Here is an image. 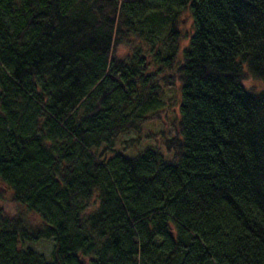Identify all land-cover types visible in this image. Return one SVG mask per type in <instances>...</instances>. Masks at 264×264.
I'll return each mask as SVG.
<instances>
[{"label": "trees", "instance_id": "1", "mask_svg": "<svg viewBox=\"0 0 264 264\" xmlns=\"http://www.w3.org/2000/svg\"><path fill=\"white\" fill-rule=\"evenodd\" d=\"M0 264H264V0H0Z\"/></svg>", "mask_w": 264, "mask_h": 264}, {"label": "rangeland", "instance_id": "2", "mask_svg": "<svg viewBox=\"0 0 264 264\" xmlns=\"http://www.w3.org/2000/svg\"><path fill=\"white\" fill-rule=\"evenodd\" d=\"M179 20L181 22V24L179 26L180 32L182 33L183 36H186V38L181 39L180 42H179V49L181 51L185 47H187V45H188L187 37L192 34V19H191V16L185 11V12L181 13ZM128 52H129L128 49L126 47H123V46L117 48V50H116V54L117 55H125ZM249 84H253V82H249ZM256 86L259 87L260 84L255 82V87ZM174 95L176 97L178 96L176 88L174 90H169L166 93L165 100H168L169 98H171ZM174 112L177 113V110L174 109ZM167 122H168V120L166 119V116L162 115V122L161 123H155V124H152V125H148L145 128L144 133L141 135V138H142V140H141L142 141V146L141 147L146 145L145 141H147L146 136L148 134H150V133H158L159 131L166 129ZM134 136H135L134 134H130L129 136H125L124 139L128 140L130 138H133ZM158 143L159 142L156 141V144H158ZM139 148L140 147H138V149ZM165 158L167 159V157H165ZM29 220L30 221H35L34 216H30ZM53 246H54V244H53L52 240H42V241H39L35 246H33V248H34V250L37 253L44 255V257L46 259H50L51 253L53 251Z\"/></svg>", "mask_w": 264, "mask_h": 264}]
</instances>
